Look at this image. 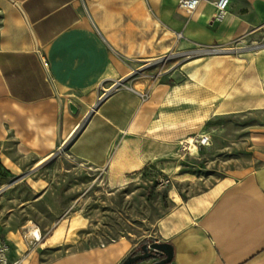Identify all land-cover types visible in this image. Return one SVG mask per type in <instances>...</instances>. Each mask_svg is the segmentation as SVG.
<instances>
[{"label": "crops", "instance_id": "0c3cea01", "mask_svg": "<svg viewBox=\"0 0 264 264\" xmlns=\"http://www.w3.org/2000/svg\"><path fill=\"white\" fill-rule=\"evenodd\" d=\"M179 1L0 0V137L10 131L20 153L41 160L67 143L75 159L108 166L109 181L121 187L148 165L177 174L183 164L173 153L181 142L200 151L189 143L201 136L198 123L184 126L185 116L264 111V0H232L222 21L216 0L190 15ZM190 55L179 63L185 82L154 83L145 93L153 73L163 77V61ZM259 154V167L233 171L193 196L169 186L173 207L159 219L155 242L173 246L170 264H264ZM66 233L58 225L41 247L62 246ZM132 247L120 241L46 264H121Z\"/></svg>", "mask_w": 264, "mask_h": 264}, {"label": "rangeland", "instance_id": "374dc122", "mask_svg": "<svg viewBox=\"0 0 264 264\" xmlns=\"http://www.w3.org/2000/svg\"><path fill=\"white\" fill-rule=\"evenodd\" d=\"M190 57L171 56L163 61V77L158 79L160 73H153L145 93L150 94L154 83L175 86L185 82L187 75L179 63L190 61ZM208 117L205 112L185 116L181 122L184 126L198 123L195 134L210 136V145L200 151L180 145L184 142L174 150V159L183 165L172 174V187L183 197L206 190L233 171L262 165L264 111L216 115L207 121ZM74 127L73 123L70 131ZM111 173L108 166L96 169L75 159L67 143H59L42 160L35 154L23 155L15 136L5 132L0 137V264H20L31 258L46 264L120 241L133 245L128 257L140 253L144 244L155 242L159 219L173 207L172 187L158 188L162 173L156 165L128 174L130 183L121 187L109 181ZM182 178L191 181L180 186L176 182ZM60 224L67 225L66 243L45 251L33 230H40L43 240Z\"/></svg>", "mask_w": 264, "mask_h": 264}, {"label": "built area", "instance_id": "2783aa9c", "mask_svg": "<svg viewBox=\"0 0 264 264\" xmlns=\"http://www.w3.org/2000/svg\"><path fill=\"white\" fill-rule=\"evenodd\" d=\"M204 0H180L178 3V9L188 15L193 14L202 4ZM232 0H216L214 2V6L216 8V12H215V20L217 21H222L224 20L229 6L231 4ZM112 91L108 92L111 93ZM106 94H104V96H106ZM102 96V97H104ZM102 97L100 98V100L102 99ZM194 144L198 147H206L208 145H210V136L207 134H204L202 136H200L198 139L194 140ZM170 185H172V180L170 177L165 176L163 174H161L160 178L157 181V186L159 189H165L167 187H169ZM39 231L40 236L39 237H35L36 241H41L42 240V234Z\"/></svg>", "mask_w": 264, "mask_h": 264}, {"label": "water", "instance_id": "95a60500", "mask_svg": "<svg viewBox=\"0 0 264 264\" xmlns=\"http://www.w3.org/2000/svg\"><path fill=\"white\" fill-rule=\"evenodd\" d=\"M72 113L76 114L78 108L70 106ZM174 258V248L169 243L153 242L144 244L141 253L129 255L121 264H138L152 260V264H170Z\"/></svg>", "mask_w": 264, "mask_h": 264}, {"label": "bare ground", "instance_id": "6f19581e", "mask_svg": "<svg viewBox=\"0 0 264 264\" xmlns=\"http://www.w3.org/2000/svg\"><path fill=\"white\" fill-rule=\"evenodd\" d=\"M177 91H178V90H177ZM175 93H176V91H175ZM178 94H179V93H178ZM198 121H199V120H198ZM192 141H193V140H191V142H192ZM194 151L196 152V149H194ZM63 232H64V227H61L60 229L56 230L55 237H54V239H52V240L50 241V243H51V244H54L55 242H57V240H60V238H62ZM32 235H33L34 237H39V236H40L38 230H33Z\"/></svg>", "mask_w": 264, "mask_h": 264}, {"label": "flooded vegetation", "instance_id": "af4514ba", "mask_svg": "<svg viewBox=\"0 0 264 264\" xmlns=\"http://www.w3.org/2000/svg\"><path fill=\"white\" fill-rule=\"evenodd\" d=\"M140 253H141V251H140ZM137 254H139V253H137Z\"/></svg>", "mask_w": 264, "mask_h": 264}]
</instances>
